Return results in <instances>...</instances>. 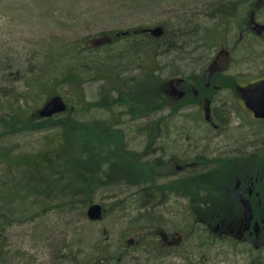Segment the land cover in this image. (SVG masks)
Returning a JSON list of instances; mask_svg holds the SVG:
<instances>
[{
	"label": "rangeland",
	"instance_id": "rangeland-1",
	"mask_svg": "<svg viewBox=\"0 0 264 264\" xmlns=\"http://www.w3.org/2000/svg\"><path fill=\"white\" fill-rule=\"evenodd\" d=\"M216 1L219 0H0V87L16 91L7 97L0 93L2 111L9 112L11 103L22 107L28 103V109L37 110L47 100L46 92L52 93L54 90L65 99L69 98L73 104H77L72 99L68 85L62 81L54 80L46 90L42 89L33 96L25 93L29 88L26 82L41 75V66L55 67L52 72H58L59 59L47 60L46 57L51 54L56 56L59 52L66 56L62 50L63 44L66 43L82 42L87 38L89 44L100 45L106 41L104 37H107V33L114 31L118 32V39L111 41L108 44L110 49L104 53L117 55L131 49L135 41L134 37L121 39V32H132L138 28L151 30L161 26L166 33L164 41L162 40V54L158 57L163 75L171 73L169 60L173 55L166 56V53H173L166 52L169 42L184 43L186 40L185 43L189 42L190 47L194 48L192 35L179 36L183 31L188 33L196 29L197 25L204 34L208 31L211 35L216 31L217 42L229 50V46L240 42L239 31L234 29L235 20L239 18L238 10L230 20H213L211 14L214 12L211 7ZM236 3L240 9L247 12L249 19L253 17L255 23L264 24V0H236ZM260 37L250 36V40H247L244 35V41L249 42L250 47L235 51L236 54L233 55L235 63L232 67L237 75L234 81L242 85L253 82L259 75L264 74V42L263 45L260 44ZM84 54L86 51L82 52V55ZM178 54L183 57V53ZM129 58L130 55L126 54L124 62ZM226 61L227 57L223 56L222 62ZM128 62L129 60L126 64ZM135 72L132 70L128 74L132 76ZM98 90L99 83L87 84V99L95 101L98 98ZM22 93H25L26 99L20 95ZM235 96L237 98V95ZM239 109L242 114L245 113L243 108ZM108 115V112L96 109L85 114L81 107H74V116L81 120L86 118L99 122L108 118ZM120 118L123 134L126 135L127 149L141 151L145 141H142V137L135 141V136L139 133L138 125L142 120L132 121L128 115ZM32 122L27 126L44 125ZM238 124L235 120L233 126ZM30 131L0 136V147L11 148L14 154L36 152L43 144L44 132ZM163 132L167 130L163 128ZM210 132L217 133L215 130ZM233 132L242 137L246 135L247 128L237 127ZM203 142V147L206 144L211 151L210 143L213 141ZM126 161L127 164L130 163ZM102 168L110 172L108 163ZM118 178L117 175L114 176L116 181ZM121 179L122 184L101 189L94 195L93 201L103 207L102 219L95 222L90 220L83 210H78V207H66L64 210L62 206L49 207L46 202H36L37 205L30 211L31 214H40L35 217L36 220L9 230L8 249L12 257L2 264H68L69 258L75 254L85 258L94 250L93 246L107 243L108 237H115L128 219L138 218L137 214L142 212L149 218L158 216L160 226L168 231L173 228L186 232L197 231L190 241L192 264H264V259L255 261L252 258V253L260 255L257 256L258 259L264 258V252H257L258 249H255V252H247L245 249L220 248V245L219 248L209 246L203 250L199 249L201 243L204 246L210 242L199 234L203 223L191 217L188 205L167 200L168 193L166 197L159 192H155L151 197H143L137 194V186L126 185L133 180L138 181V177L129 179L122 176ZM145 204V208L141 209ZM42 209L45 214L40 213ZM179 250H176L177 257L173 262L184 264L186 260L177 255ZM183 255L187 256V253Z\"/></svg>",
	"mask_w": 264,
	"mask_h": 264
},
{
	"label": "flooded vegetation",
	"instance_id": "flooded-vegetation-1",
	"mask_svg": "<svg viewBox=\"0 0 264 264\" xmlns=\"http://www.w3.org/2000/svg\"><path fill=\"white\" fill-rule=\"evenodd\" d=\"M238 8L234 6L235 12ZM247 16L242 22L235 20L240 42L229 46V50L217 39L211 47L203 40L202 50L185 54L184 58L173 55L169 60L171 73L162 74L169 76L170 104L151 116L152 134H136L135 141L144 139V148L127 149L135 155L137 167L152 173L153 183L167 186L163 188L169 194L168 200L185 205L203 202V228L199 234L210 243L197 245L202 250L220 245L264 252V118L257 117L245 102L264 74L242 85L234 81L237 75L232 67L235 51L250 47L244 35L247 40L263 36L260 44L264 42V24ZM223 56L226 62H222ZM235 120L239 124L233 126ZM237 127L247 128L246 135L235 134L233 129ZM213 130L217 133L210 132ZM125 137L123 134L127 148ZM205 140L213 141L211 151L206 144L203 147ZM194 180L198 182L192 184ZM149 184L151 181L146 179L133 185ZM126 185L132 186L130 182ZM246 204L252 209L250 222ZM137 216L128 219L115 237L109 236L107 243L93 246L87 257L73 255V264H175L177 249V255L186 260L184 264H192L190 241L196 230L168 231L160 226L158 216ZM251 255L255 261L264 259Z\"/></svg>",
	"mask_w": 264,
	"mask_h": 264
},
{
	"label": "trees",
	"instance_id": "trees-1",
	"mask_svg": "<svg viewBox=\"0 0 264 264\" xmlns=\"http://www.w3.org/2000/svg\"><path fill=\"white\" fill-rule=\"evenodd\" d=\"M237 4L236 0L216 1L211 7L214 12L211 19L230 20L236 13L234 6ZM237 10L239 18L236 21L242 22L245 13L242 8ZM201 32L199 25L188 33L183 31L179 37L192 35L194 48L184 45L186 40L182 44L170 41L166 52L173 53H166V56L196 53L203 49V40L209 47L214 46L217 32L211 35L208 31L205 35ZM165 35L163 32L160 37H156L146 28L121 32V39L134 37L135 41L131 49L117 55L104 53L110 49L108 44L118 39V32L114 31L108 32L107 37H104L106 41L100 45L89 44L87 38L82 42L63 44L62 50L66 56L59 52L56 56L51 54L46 57L47 60L59 59L58 72H52L55 67L41 66V75L26 82L29 88L25 93L33 96L54 80L62 81L68 85L72 99L77 104L54 90L52 93L46 92L45 97L48 99L61 95L68 105L64 114L43 118L37 110L28 109V103L25 107L11 103L9 112H3L0 107V136L29 130L44 132L43 144L36 152L14 154L13 149L0 147V263L10 253L9 230L26 222H34L35 217L40 215L30 213L36 202H46L49 207L62 206L64 210L66 207H78L86 215L88 207L94 204V195L101 189L121 184L122 176L129 179L138 177V181L133 180L130 184L149 179L151 184L137 187V194L143 197H151L158 188L167 187L153 183L152 173L137 167L135 155L127 151L123 144L124 131L119 121L123 115H128L132 121L142 120L138 125L139 133L145 131L152 134L154 125L149 118L155 112L168 108L169 76L161 74L162 68L158 64ZM83 51L86 54L82 55ZM126 54L130 55L128 64V60L124 62ZM177 69H180L179 66ZM132 70L136 72L130 76L128 73ZM94 82L99 83L98 98L91 101L86 96V85ZM0 93L7 97L16 91L0 87ZM25 93L20 94L23 99H26ZM75 106L81 107L85 114L96 109L106 111L109 115L99 122L86 118L81 120L74 116ZM32 121L44 125L27 126ZM126 160L130 163L127 164ZM107 163L110 172L102 168ZM115 175L119 177L118 181L114 179ZM196 182L194 180L192 184ZM202 185L205 187V181ZM145 206L140 208L144 209ZM188 206L191 217L203 223V202ZM44 212L42 209L40 213ZM233 245L236 247L238 243ZM69 261V264H73L72 258Z\"/></svg>",
	"mask_w": 264,
	"mask_h": 264
},
{
	"label": "water",
	"instance_id": "water-1",
	"mask_svg": "<svg viewBox=\"0 0 264 264\" xmlns=\"http://www.w3.org/2000/svg\"><path fill=\"white\" fill-rule=\"evenodd\" d=\"M163 33V28L158 26L152 30V34L160 36ZM246 106L250 108L257 117L264 118V79L259 81L249 97L246 99ZM67 111V103L60 95H56L48 99L38 110L40 117L46 118L57 114H62ZM247 206V218L250 222L252 218L251 206ZM103 212L102 205L95 203L89 206L87 215L92 220H98L101 218Z\"/></svg>",
	"mask_w": 264,
	"mask_h": 264
},
{
	"label": "bare ground",
	"instance_id": "bare-ground-1",
	"mask_svg": "<svg viewBox=\"0 0 264 264\" xmlns=\"http://www.w3.org/2000/svg\"><path fill=\"white\" fill-rule=\"evenodd\" d=\"M159 185V184H158ZM156 192H159L160 193V195H163L164 197H166V190L164 189V188H162V189H160V188H158L157 190H156ZM163 197V198H164ZM171 198H173V197H171ZM168 200V199H167ZM11 253H9V256L7 255V256H5L3 259H1V260H3L0 264H2V263H4V262H7L8 260H9V258H11L12 256L10 255Z\"/></svg>",
	"mask_w": 264,
	"mask_h": 264
}]
</instances>
